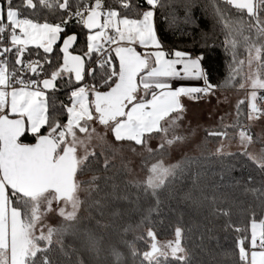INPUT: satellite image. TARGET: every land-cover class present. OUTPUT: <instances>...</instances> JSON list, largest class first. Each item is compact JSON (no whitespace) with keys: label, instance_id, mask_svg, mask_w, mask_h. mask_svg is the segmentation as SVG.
Wrapping results in <instances>:
<instances>
[{"label":"snow or ice","instance_id":"6c2138e0","mask_svg":"<svg viewBox=\"0 0 264 264\" xmlns=\"http://www.w3.org/2000/svg\"><path fill=\"white\" fill-rule=\"evenodd\" d=\"M158 2L143 0L147 9L129 16V11L142 7L136 0H116L115 7L109 6L107 0H0V264H55L51 256L53 236L57 235L56 243H60L59 236L67 227H47L45 232L41 221L53 211L54 202L58 206L63 204L58 211L66 221L76 219L81 204L78 196L81 182L77 175L88 159L87 155L78 156V146L84 143L78 132L90 138L95 132L91 124L96 121L109 129L117 141L145 144L152 133L167 134L175 126L182 110L181 95L207 92L212 87L206 84L204 88L173 90L169 84L170 78L181 77L177 65L182 66L184 77L190 74L199 77L201 69L199 59H192L183 51H175L174 59L166 58L153 26ZM224 2L241 13L230 20L223 10L217 9L226 26L235 27L240 34L254 30L258 37H264V0ZM45 9L59 12V22L50 23L46 18L41 22L38 13ZM73 20L89 33L83 56L69 51L78 40L76 34L65 32V26ZM62 34L66 37L60 49L62 64L48 72L45 65H52L50 54ZM30 45L43 52H36V59L25 61ZM133 45L145 49L154 46L157 50L142 54ZM252 48L255 59L261 61L264 45L252 42L250 53ZM93 54L98 57L96 68L85 63ZM11 57H15L14 61ZM117 58L118 65L114 62ZM97 69L102 70L103 84L80 86L71 91V105L64 106L66 122L50 117L45 90H54L57 81L65 77L71 83L73 75L77 83L86 75L94 78ZM28 73L45 78L26 80ZM101 87L107 90L101 91ZM252 88L248 119H259L264 109L256 102L255 89H264V80L258 73L252 80ZM149 95L151 98L147 99ZM45 127L46 132L42 131ZM29 134L34 143L24 142ZM210 135L227 136V133ZM238 135L241 143H251L252 136L246 127L240 126ZM167 143H173V139ZM259 163L264 169V159ZM150 173L146 190L151 189L155 195L156 189L174 175V169L157 163L152 165ZM250 230V238L238 241L239 264H264V220L257 222L253 218ZM182 233V228L176 227L175 240L169 241L167 248L173 259L189 264L188 253L181 244ZM147 236L152 243L151 250L143 254L144 260L148 264H161V257L167 261L169 253L158 247L154 231L149 229Z\"/></svg>","mask_w":264,"mask_h":264},{"label":"trees","instance_id":"16d2710c","mask_svg":"<svg viewBox=\"0 0 264 264\" xmlns=\"http://www.w3.org/2000/svg\"><path fill=\"white\" fill-rule=\"evenodd\" d=\"M107 2L109 6H116V0ZM136 3L142 7L129 11V16H135L137 11L142 12L148 7L143 0H136ZM217 9L223 10L230 20L241 15L224 0H159L155 8L156 28L163 48L170 56L175 51H183L201 60L206 84L212 86L211 91L236 89L246 80L250 43L264 45V37H258L254 30H244L240 34L235 27L226 26ZM60 15L47 9L38 13L41 22L46 18L50 23H58ZM65 32L78 36L70 52L83 56L87 50L88 30L73 20L65 26ZM63 38L66 37L62 34V39L53 46L54 51L50 54L52 65H45L48 72L62 64L60 49ZM254 50L252 48L251 51ZM36 52L42 53L43 50L30 46L25 53V61L36 59ZM97 58L93 54L91 60L86 59V66L96 68ZM14 59L11 57L12 61ZM114 62L118 65V58ZM257 69L259 78L264 80V49ZM101 75L102 70L97 69L94 78L86 75L79 83L75 82L74 75L71 83L67 77L59 79L54 90H46L50 117L66 122L64 106L71 105V91L86 81L102 85ZM42 78L45 77L31 73L25 77L26 80ZM100 90L106 91L107 88L101 87ZM261 97H264V90ZM244 104L234 124L229 125L227 135L229 132L237 133L245 123L248 109ZM42 131L46 132L47 127ZM222 140L223 135L208 134L200 154L184 157L181 167L156 189L155 195L151 193L149 200L143 205L141 203L137 210L123 211L120 216L122 228L109 229L114 236L124 240L129 264H148L143 254L151 250L152 240L147 236L149 229L156 234L157 242L173 238L176 227L183 230L181 244L188 253L189 264H239L238 241L250 238L253 218L257 222L264 220V169L247 152H225ZM24 142L35 141L29 134ZM113 166V163H104L100 153H95L84 164L82 172L93 173L100 180L110 173ZM237 228L240 231H236ZM51 249L55 264H90L67 244L53 242ZM160 259L161 264H182L171 255L167 261L163 257Z\"/></svg>","mask_w":264,"mask_h":264},{"label":"rangeland","instance_id":"374dc122","mask_svg":"<svg viewBox=\"0 0 264 264\" xmlns=\"http://www.w3.org/2000/svg\"><path fill=\"white\" fill-rule=\"evenodd\" d=\"M5 43L7 44L8 41ZM136 50L141 52L138 48ZM257 64L254 50L246 58L247 76L242 84L243 87L219 89V91H222L225 96L235 95L234 93L241 89L252 92L254 90L252 80L257 78L258 73ZM255 90L258 97L261 91ZM211 96L212 93H207L203 100H197L191 96V99L196 102H190L187 107L182 105L180 118L175 126L167 134H151L145 144L137 145L134 141L127 140L114 141L110 130L96 121L91 124L95 132L90 138L78 132L77 135L84 141L83 145L78 146V156L87 155L89 159L92 153H100L104 163H113L114 166L110 173L106 177H101L100 180L98 178L93 180V177H98L93 173L78 172L77 179L81 182L78 196L81 204L76 219L66 221L58 211L63 204L58 206L54 202L53 211L48 212L41 221V224L45 226L44 231H47V227L57 229L67 227V231L59 236V244H67L71 249L79 252L90 264H129L124 240L114 236L109 229L122 228L120 216L123 211H135L141 203L143 205L149 200L152 190H146V180L151 174L150 169L153 164L162 163L165 167L173 168L175 173L181 167L184 157L201 153L206 136L208 133L215 132V127L218 125L216 121L220 115L217 100ZM239 97L236 98L237 102H234L235 105L239 104L237 114L241 112L242 104L245 103L244 105L249 107L250 102L248 101L247 106L245 98ZM257 104L259 106L260 102ZM162 124L168 126L166 121H162ZM260 128L264 132V123ZM174 137L179 139H174ZM168 139H173V143L168 144ZM253 142L258 145L255 139ZM223 144L225 152L243 150L238 147L240 143L234 144L231 141ZM252 152L249 151L248 154L252 158L255 157L258 162L264 159V146L254 148ZM172 176H169L165 182ZM39 228L40 225L37 226V234H39ZM56 240L57 235H54L53 242L56 243ZM174 240L175 236L170 240L156 243L161 250L167 251L170 255L167 243Z\"/></svg>","mask_w":264,"mask_h":264},{"label":"crops","instance_id":"0c3cea01","mask_svg":"<svg viewBox=\"0 0 264 264\" xmlns=\"http://www.w3.org/2000/svg\"><path fill=\"white\" fill-rule=\"evenodd\" d=\"M102 20H103V18H102ZM153 26H154V30L156 32L157 39L160 41L161 48L166 53V58H173L174 59L175 57L174 56H170V54L167 52V50H164V48H163L162 42L160 40L158 31H157V28H156L155 14H154V17H153ZM109 32L111 33V30H109ZM133 46L138 48L142 53L143 52L144 53L145 52H153V51L157 50L154 46H149L147 49L141 47L140 45H133ZM114 47H113V49H114ZM112 53L115 55L114 51ZM191 58L192 59H199L197 57H191ZM199 67L201 69V75L199 77L193 76L191 74L189 76H187V77H184L183 76V71H182V66L181 65H177V68L181 70V77L180 78H170L169 79V84L171 85L173 90L178 89L180 87H186V88L200 87V88H204L206 86V79H205L204 68H203V65H202V62H201L200 59H199ZM241 90L236 92L237 94L239 93V95H236V93L233 92L235 95L231 94L232 96H229V95L225 96V95H223L222 91H219V90L211 91V89H210L209 91L204 92V96L207 93H209V94L212 93V96L214 98H216L218 106L220 108V111H219L220 115H219V118H217V121H216L218 123V125L215 127V129H216L215 132L216 133H224V132H226L228 134L229 125L234 124L235 119H236V117L238 115L237 114V109H238L237 107H239L238 106L239 104L235 105L234 102L238 99L239 96H242V97L245 98V102H247V106H248V101H250V93L251 92L249 90H244V89L242 91ZM257 90L262 92L264 89H257ZM261 92H260V95L257 97V101L256 102H260L259 107H262L264 109V99H261L262 98L261 97ZM191 96H193V98H196V93L181 95L179 97L180 105L181 106L184 105V106L187 107L190 102H192V103L196 102V101L191 99ZM204 96L200 100H203ZM146 98L150 99L151 97L149 95ZM196 99L198 100V98H196ZM247 109H248L247 118H246V121H245V123L243 125H247L253 130L254 138H252L251 143H241V140L239 138L238 132L237 133H233V135L229 132V135L223 136V142H222L223 150H224V144L223 143L224 142L225 143L226 142H231V141H233L234 144L240 143L238 145V147L243 149V150H236V151H244V152H247V153L249 151H251V152L254 151V148H257L259 146H264V143H263L264 142V138H263V133L264 132H263V129L260 128V126L264 123V118H262L263 115H261L259 119H248V112H249L250 109H249V107H247ZM152 134H158L159 135L160 133L154 132ZM208 134H210V133H208ZM110 135H111L112 139H114V141H115L114 135L112 134L111 131H110ZM261 138H262V141H261ZM254 139H255V141L257 142L258 145H256L253 142ZM257 231H259V228L257 229Z\"/></svg>","mask_w":264,"mask_h":264},{"label":"built area","instance_id":"2783aa9c","mask_svg":"<svg viewBox=\"0 0 264 264\" xmlns=\"http://www.w3.org/2000/svg\"><path fill=\"white\" fill-rule=\"evenodd\" d=\"M110 34H113L114 35V33H110ZM5 41H8V40L5 39ZM110 47L113 48L114 45H111ZM97 61H98V58H97ZM89 85H91V82L90 81H86L84 83V86H89ZM203 96H204V92L196 93V98H198V99H201ZM241 126L246 127L247 131L251 134V136H253L254 132H253V130L249 126H247V125H241Z\"/></svg>","mask_w":264,"mask_h":264},{"label":"water","instance_id":"95a60500","mask_svg":"<svg viewBox=\"0 0 264 264\" xmlns=\"http://www.w3.org/2000/svg\"><path fill=\"white\" fill-rule=\"evenodd\" d=\"M59 41H60V40H58L57 43H58ZM69 51H70V49H69ZM73 55H74V54H73ZM29 144H31V143H29Z\"/></svg>","mask_w":264,"mask_h":264}]
</instances>
